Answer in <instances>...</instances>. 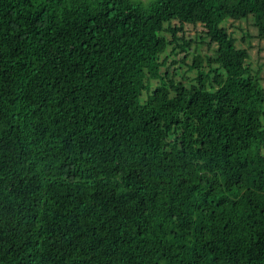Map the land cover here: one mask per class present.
<instances>
[{
  "label": "trees",
  "instance_id": "trees-1",
  "mask_svg": "<svg viewBox=\"0 0 264 264\" xmlns=\"http://www.w3.org/2000/svg\"><path fill=\"white\" fill-rule=\"evenodd\" d=\"M243 19L264 40V0H0V264H264ZM171 21L213 50L181 80Z\"/></svg>",
  "mask_w": 264,
  "mask_h": 264
},
{
  "label": "rangeland",
  "instance_id": "rangeland-1",
  "mask_svg": "<svg viewBox=\"0 0 264 264\" xmlns=\"http://www.w3.org/2000/svg\"><path fill=\"white\" fill-rule=\"evenodd\" d=\"M140 1L146 4L149 0ZM251 22V19H243L241 21L229 20L225 22V27L227 28L228 32H230L237 39L236 42L238 46L248 48V53L250 55L248 62L254 71L258 70V75L261 78V85L264 87V40H259L256 38V29L251 25ZM170 26L177 28L181 26V30L175 32V37L179 38L178 44H186L188 52L186 53L184 50L179 49L173 52V37L170 32L166 31V33L164 31L162 34H165L166 39L171 43L166 52L161 55V58L166 57L165 65L161 67V70L165 71L168 68L170 73L173 72L175 74L173 75L174 80H181L182 76L191 77L193 76V73H189L187 71L188 66L191 63L192 56L197 55L199 52L202 54V56L212 55L213 52V50H210L207 45L209 41L205 36V28L199 24L180 25L178 21H171ZM165 30L167 29L165 28ZM246 32L250 36H248L249 38H247L244 42L242 40V36ZM191 52L193 54H191ZM185 84H188V81H185ZM155 85L156 83L153 82L152 86ZM144 97L145 93L143 92L141 99Z\"/></svg>",
  "mask_w": 264,
  "mask_h": 264
}]
</instances>
